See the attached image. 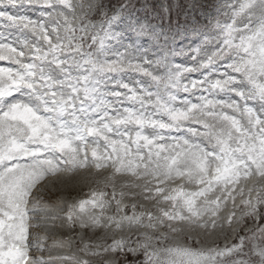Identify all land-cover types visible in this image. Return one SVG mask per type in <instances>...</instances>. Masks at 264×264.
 Here are the masks:
<instances>
[{"label": "snow or ice", "instance_id": "snow-or-ice-1", "mask_svg": "<svg viewBox=\"0 0 264 264\" xmlns=\"http://www.w3.org/2000/svg\"><path fill=\"white\" fill-rule=\"evenodd\" d=\"M0 28V264H53L49 222L110 234L65 264H264V0H0Z\"/></svg>", "mask_w": 264, "mask_h": 264}, {"label": "rangeland", "instance_id": "rangeland-1", "mask_svg": "<svg viewBox=\"0 0 264 264\" xmlns=\"http://www.w3.org/2000/svg\"><path fill=\"white\" fill-rule=\"evenodd\" d=\"M110 2L113 6H116V4L118 3V0H110ZM160 2L161 0H156L157 4H159ZM210 2L220 5L224 3V0H210ZM232 2H235V0H232ZM9 10L12 11V9H9ZM21 11L23 14H27L33 18H36L39 14L40 9L34 6H25L23 9H21ZM224 11H227V9L225 8ZM221 19H226V18L221 17ZM165 22L167 23V21H164V23ZM152 23H156V20L153 19ZM0 31H4V29L0 28ZM11 31H14V30H11ZM142 42L145 43V46H147V38H145ZM152 50L155 51V48H153ZM176 62L181 63V64H188L190 61H189V57L184 56V57H177ZM193 76L198 78L199 74H193ZM125 78L127 79L128 77H125ZM134 78H140V77H134ZM110 174H111L110 169L109 170L102 169L99 171H96L93 169V170H89L88 172H85L82 175V177L77 178V180L73 182L72 193H71V197L69 198V203H74L78 199L86 198L91 190L103 189L106 178ZM130 179H131L130 177L118 178L117 191L120 190L119 185L121 183H124L125 181H128ZM177 183H179V181H177ZM171 186L174 187L175 184ZM104 190L110 191V188L104 189ZM56 191H57V188L55 186H49L47 190H45L44 188H41L40 195H38L36 199H39L42 204H52L57 199V196L55 195ZM125 202L131 203L134 201L126 197ZM135 202L142 203L143 201L138 197ZM145 207L151 208L152 202L146 203ZM230 207L231 206H229V208ZM227 211L228 209L224 210V212H227ZM224 212L221 213L222 216L224 215ZM34 215L38 217H44L46 214L44 212H39L38 214H34ZM32 222L33 224H37V223H41V220L34 219ZM56 223L57 225H59L60 221H57ZM246 223H247V227H254V225L252 224L250 220L246 221ZM162 230H165V229H162ZM197 232L199 233L197 238L201 239L202 241L201 246H210L212 245L213 241L221 242V246H222L225 240V236H228L229 239H231V237L235 235L234 232L228 231L227 229H225L224 231L217 229L215 233H212L211 231H209L208 233H205L202 230H197ZM30 233L31 235L29 237V240L32 243V249H31L32 254L44 257L45 261L49 260V258L51 257L53 259V264H65L64 261L56 259L57 257H60V256H65L69 254L82 255V253H79L77 251L79 248L83 247V243H81L82 240L85 243L89 241H93V240L99 241L102 237H105L106 235H110V234H105L101 230L81 231L78 227L74 230L61 229L58 227L54 228L51 226L50 222L47 227L45 226H41L40 228L33 227L32 229H30ZM44 237H47V239H43ZM176 239L181 244H191L195 246L194 242L191 240H186L183 234L178 236ZM66 240H71V247L61 248L56 243L57 241H66ZM37 242L43 245L42 251L37 250L35 246ZM128 259L129 260H143V256L142 254L136 257L129 256Z\"/></svg>", "mask_w": 264, "mask_h": 264}, {"label": "bare ground", "instance_id": "bare-ground-1", "mask_svg": "<svg viewBox=\"0 0 264 264\" xmlns=\"http://www.w3.org/2000/svg\"><path fill=\"white\" fill-rule=\"evenodd\" d=\"M40 235V234H39ZM33 243H35V242H33ZM32 244V243H31ZM44 256V255H43Z\"/></svg>", "mask_w": 264, "mask_h": 264}, {"label": "trees", "instance_id": "trees-1", "mask_svg": "<svg viewBox=\"0 0 264 264\" xmlns=\"http://www.w3.org/2000/svg\"><path fill=\"white\" fill-rule=\"evenodd\" d=\"M205 2H206V0H205ZM207 2H208V0H207Z\"/></svg>", "mask_w": 264, "mask_h": 264}]
</instances>
